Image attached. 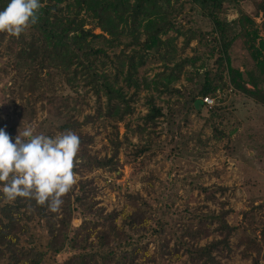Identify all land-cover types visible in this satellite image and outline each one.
<instances>
[{
  "label": "rangeland",
  "instance_id": "374dc122",
  "mask_svg": "<svg viewBox=\"0 0 264 264\" xmlns=\"http://www.w3.org/2000/svg\"><path fill=\"white\" fill-rule=\"evenodd\" d=\"M52 4L42 3L43 7ZM61 7L64 16H76L66 3ZM161 13L136 24L133 19L121 23L117 36L103 33L86 11L77 16L78 22H85L86 30L106 36V40L90 37L87 44L103 52L94 58L97 71L112 80L118 76V86L131 100L132 112L123 120L98 113L100 108L104 114L106 98L85 84L80 66L66 72L50 61L41 64L31 51V32L27 30L19 38L0 32V128L15 142L18 130L25 126L55 136L70 117L83 122L93 116L94 120L80 129L94 136L87 152L108 157L111 141L119 142V168L83 167L70 193L78 194L82 182L89 184L94 191L93 210L102 209L105 215L132 212L129 196L138 195L150 203L153 213L177 227L190 223V215L227 212L225 219L236 231L231 250L217 255L219 264H264V209L260 208L264 205V104L236 90L230 74V67L242 73L251 90V79L264 87V0L228 2L215 16L191 0H171ZM243 16L252 23L243 27L238 23ZM215 17L230 25L225 37L234 39L229 49L231 63L221 53L222 34ZM152 22L166 30L158 35L159 46L147 49L150 30L146 29ZM134 54L144 57L145 65L135 76L139 87L127 88V62L122 67L118 56ZM206 80L218 88L210 95L216 105L210 109L203 103L193 109V99L200 98ZM153 105L164 113L156 119V126L145 121ZM201 187L225 191L214 192L208 199L198 190ZM84 216L80 210L73 214L74 228L82 224ZM121 222L122 215L117 224ZM215 226L209 235L184 240L203 247L221 238L212 231ZM33 234L46 240L38 224ZM96 241L91 236L90 242ZM166 245L165 264H195L174 239ZM71 249L67 245L64 255L53 264H62ZM146 252L148 257L154 256L156 244L150 243Z\"/></svg>",
  "mask_w": 264,
  "mask_h": 264
},
{
  "label": "trees",
  "instance_id": "16d2710c",
  "mask_svg": "<svg viewBox=\"0 0 264 264\" xmlns=\"http://www.w3.org/2000/svg\"><path fill=\"white\" fill-rule=\"evenodd\" d=\"M46 1L54 4L41 8L38 23L28 30L33 36L31 51L40 58L41 64L50 61L58 69H66V72L74 65L80 66L85 84L90 86L98 96L106 98L104 114L100 108L98 113L107 118L123 120L128 113L132 112L131 100L127 98L123 88L118 86V76L112 80L110 76L97 71L94 58L103 52L87 44L90 37L92 40H106V36L96 35L93 31L86 30L85 22H78L77 16L86 11L103 33L117 36L121 23L133 19V23L136 24L145 18L158 16L162 14L161 8L169 4L171 0H40V3ZM234 1L191 0L212 16H215L214 12L220 10L225 3ZM9 3L10 0H0V11ZM63 3L75 10V17L69 18L63 15L61 7ZM214 23L222 34L221 53L231 63L229 49L234 39L229 40L225 37L230 30V25L217 17ZM238 23L244 27L252 21L248 16H243ZM151 24V27L149 25L146 29V31L150 30V40L145 43L147 49L158 47L160 41L158 35L166 30L165 26L161 27L157 22ZM222 57L220 56L221 61ZM118 59L122 67L127 62L128 72L124 77L126 87L138 88L139 83L135 76L138 68L145 65L144 57L134 54L128 57L118 56ZM230 74L231 83L236 90L264 104V87H259L257 80L249 81L254 87V90H251L246 87L247 83H244L242 73L230 67ZM217 89L209 80H206L200 91V98L193 99V109L197 101H203V98L215 93ZM162 116H164L162 109L153 105L145 121L156 126V119ZM93 120V116H87L83 122L70 117L59 127L60 133L70 130L80 138V150L77 155L79 163L74 168L76 174H81L83 167L88 170L114 171L119 168V142L111 141L112 153L108 157H97L87 152V147L94 143V136L83 133L80 129ZM144 151L143 148L138 151V154ZM198 190L205 193L208 199L214 197V192L225 191L224 188L215 187H201ZM93 195L94 191L89 184L82 182L78 194L67 193L63 197L64 203L61 210L53 213L47 204L38 205L35 200L19 197L15 201H8L0 192V264L57 263V258L64 255L63 251L67 245L71 246L72 253L67 254L62 264H142L141 260L152 264H165L163 261L167 254L166 242L171 238L195 264H219L217 255L231 250V237L236 228L226 221L227 212L209 211L205 214L190 215L192 218L190 223L184 227H177L168 223L157 213H153L150 203L138 195L129 196L130 204L134 208L132 212L122 214L112 212L107 215L102 209L93 210L95 205L91 202ZM260 208L264 209V205ZM26 210H29V215L26 214ZM78 210L85 216L82 224L74 228L73 214ZM120 215H122V222L118 225L117 220ZM53 218L57 220L54 221ZM34 222H36L35 226ZM37 224L46 234L44 242L33 234ZM214 225L216 226L212 231L218 232L220 239L203 247H195L184 240L186 237L197 240L201 234L209 235ZM195 226L199 228L193 231L192 228ZM99 228L101 229L98 230ZM91 236H95L96 243L90 242ZM150 243L156 244L157 247V252L152 257H148L146 252Z\"/></svg>",
  "mask_w": 264,
  "mask_h": 264
},
{
  "label": "clouds",
  "instance_id": "9594fccd",
  "mask_svg": "<svg viewBox=\"0 0 264 264\" xmlns=\"http://www.w3.org/2000/svg\"><path fill=\"white\" fill-rule=\"evenodd\" d=\"M40 0H10L0 11V32L19 38L39 21ZM79 136L68 130L55 136L36 132L34 126L18 130L15 142L0 128V192L8 201L19 198L47 204L59 212L63 197L77 183L74 168L80 150Z\"/></svg>",
  "mask_w": 264,
  "mask_h": 264
},
{
  "label": "built area",
  "instance_id": "2783aa9c",
  "mask_svg": "<svg viewBox=\"0 0 264 264\" xmlns=\"http://www.w3.org/2000/svg\"><path fill=\"white\" fill-rule=\"evenodd\" d=\"M203 103L210 109L215 107V99L213 97L207 96L203 99Z\"/></svg>",
  "mask_w": 264,
  "mask_h": 264
},
{
  "label": "water",
  "instance_id": "95a60500",
  "mask_svg": "<svg viewBox=\"0 0 264 264\" xmlns=\"http://www.w3.org/2000/svg\"><path fill=\"white\" fill-rule=\"evenodd\" d=\"M202 105H203L202 101H197L196 104H195L196 108H199Z\"/></svg>",
  "mask_w": 264,
  "mask_h": 264
}]
</instances>
